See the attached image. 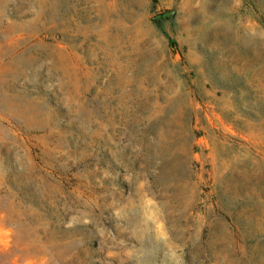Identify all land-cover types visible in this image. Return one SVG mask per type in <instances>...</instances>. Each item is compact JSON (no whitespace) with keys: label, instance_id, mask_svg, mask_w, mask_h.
<instances>
[{"label":"rangeland","instance_id":"rangeland-1","mask_svg":"<svg viewBox=\"0 0 264 264\" xmlns=\"http://www.w3.org/2000/svg\"><path fill=\"white\" fill-rule=\"evenodd\" d=\"M0 264H264V0H0Z\"/></svg>","mask_w":264,"mask_h":264}]
</instances>
